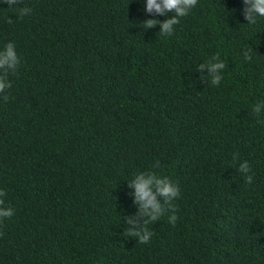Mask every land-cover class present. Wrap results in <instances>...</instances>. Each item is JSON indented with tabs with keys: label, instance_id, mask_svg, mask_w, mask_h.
Masks as SVG:
<instances>
[{
	"label": "trees",
	"instance_id": "obj_1",
	"mask_svg": "<svg viewBox=\"0 0 264 264\" xmlns=\"http://www.w3.org/2000/svg\"><path fill=\"white\" fill-rule=\"evenodd\" d=\"M242 8L198 0L165 36L140 0L0 5L20 58L0 93V264H264V18ZM214 56L219 86L194 71ZM148 170L181 193L141 243L128 182Z\"/></svg>",
	"mask_w": 264,
	"mask_h": 264
},
{
	"label": "clouds",
	"instance_id": "obj_2",
	"mask_svg": "<svg viewBox=\"0 0 264 264\" xmlns=\"http://www.w3.org/2000/svg\"><path fill=\"white\" fill-rule=\"evenodd\" d=\"M140 2L143 12L152 17L144 21L145 29L159 25V32L165 36H171L180 19L187 16L198 4V0H140ZM17 3L18 0H0V5L7 4L9 8ZM242 4L241 15L247 21L244 25H255L259 19L264 18V0H242ZM170 12L173 13L171 16L168 15ZM31 13L30 7H24L18 10L17 15L23 18ZM157 17H166V19L161 21ZM243 56L245 60H251L252 48L245 50ZM19 64L20 58L14 43L9 42L0 49V93L11 87L8 75L15 73ZM225 67V62L218 56H214L208 61L197 64L194 71L206 72L207 75L201 76V79L210 78L212 85L219 86ZM253 111L257 115L264 113V100H259L254 105ZM237 159V156H233V160ZM238 171L244 176L247 184L254 183V177L249 174L251 166L248 161H240ZM128 187L132 189L131 195L133 202L137 205L138 214L127 218V230L130 235L139 237L141 243H147L152 233L144 225L158 221L167 210L165 205L170 207L172 202L179 198L181 189L169 177L157 175L151 170L134 174L128 182ZM5 196V191L0 189V220L11 218L15 214V209L5 204ZM168 219L174 224L177 216L172 214Z\"/></svg>",
	"mask_w": 264,
	"mask_h": 264
}]
</instances>
